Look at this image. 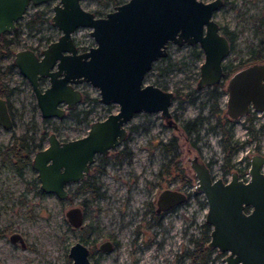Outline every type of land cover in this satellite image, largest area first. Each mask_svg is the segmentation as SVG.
I'll return each mask as SVG.
<instances>
[{"label": "rangeland", "instance_id": "rangeland-1", "mask_svg": "<svg viewBox=\"0 0 264 264\" xmlns=\"http://www.w3.org/2000/svg\"><path fill=\"white\" fill-rule=\"evenodd\" d=\"M53 1L30 5L18 20L16 32L4 33L10 43L9 51L4 49L0 53L1 71L12 61L16 50L26 46L43 48L58 36L60 30L51 24ZM80 1L85 9L101 15L114 6L105 0ZM43 9L45 18L41 22L34 23L31 29L24 25L34 11ZM213 17L236 33L232 49L225 57L226 64L233 63L236 56H246L250 49H258V44L263 43L264 47V0H225ZM73 34L81 47L93 42L87 26L78 27ZM195 49L198 46L169 43L168 56L154 60L143 79L173 91L170 110L179 123L178 132L165 125L158 111L134 113L126 123L131 162L108 164L97 177V195L94 197L89 195L90 191L73 192L72 183L68 185L67 197L61 199L53 192L41 189L37 172L29 162L19 172L11 162H3L0 156V264H71L68 248L82 239L85 226L91 228L84 242L91 249L90 259L94 264L190 262L187 252L194 247L193 240L201 237L207 203L203 193L194 189L196 179L188 172L187 159L196 152L203 158H212L215 160L214 172L219 175L218 165L224 157L220 135L210 129L219 117L213 111L215 101L208 97L205 87L196 88L199 65L203 60L202 54L195 56ZM3 82L15 89L10 97L13 125L10 128L0 125V152L6 144L14 143L16 136L23 134L42 146L47 145L50 131L60 139L81 136L92 120L102 119L118 109L116 103L100 102L96 87L81 82L77 85L82 91L79 103L62 117L43 118L33 90L18 69L13 68L11 75L0 77V84ZM194 96L196 98L192 99ZM224 99L225 94H222L216 102L221 115H224ZM199 115L205 119L198 129L186 133L182 125ZM236 121L233 138L240 146L232 154V161L241 166L240 172L244 173L248 172L251 154L264 152V130L257 129L264 121V114L252 122L256 129L253 132L245 119ZM170 139L176 149L167 152L163 143L168 144ZM30 154L32 157V152ZM172 154H179L183 159L186 202L170 211L157 225L149 214L150 200L157 196L163 185L174 186L178 181L176 171L172 169L176 159L172 164L168 159ZM73 205L83 206L84 219L80 227L73 226L65 215ZM11 231L22 233L25 247L9 241ZM109 238L116 242L113 249L100 250L97 245ZM223 256L224 253L216 249L205 264H222Z\"/></svg>", "mask_w": 264, "mask_h": 264}, {"label": "water", "instance_id": "water-1", "mask_svg": "<svg viewBox=\"0 0 264 264\" xmlns=\"http://www.w3.org/2000/svg\"><path fill=\"white\" fill-rule=\"evenodd\" d=\"M45 1L0 0V34L14 29L30 4ZM221 4L222 0H126L104 15H95L80 0H56L51 24L58 27L60 35L44 45L39 57L29 47L16 50L13 57L31 83L41 116L62 117L66 109L79 103L82 91L76 85L80 82L96 87L99 101L116 103L118 109L92 120L81 137L62 140L55 132L48 133L47 145L34 151L31 162L43 191L67 197V184L83 178L93 155L106 153L124 140L125 124L135 112L159 111L167 125L178 128L170 112L172 90L144 82L145 73L154 60L167 55L169 42L198 43L204 61L196 86L217 83L223 73L221 61L230 51L228 39L212 17ZM86 26L95 45L77 51L73 32ZM42 77L48 78L44 88L39 86ZM263 77L264 62H255L229 78L225 112L230 117L245 114L250 102L256 110L264 111ZM0 124L12 126L1 97ZM187 161L196 179L195 189L207 203L204 220L210 229L206 246L224 253L222 264H264V155L251 156L248 178L233 170L227 181L213 177L203 158L192 155ZM186 196L184 191L165 188L159 191L156 203L170 207ZM65 215L73 226L84 219L77 205L69 207ZM9 240L26 245L18 231H13ZM99 247L111 250V241L104 240ZM68 250L71 264H94L82 241L76 240Z\"/></svg>", "mask_w": 264, "mask_h": 264}, {"label": "flooded vegetation", "instance_id": "flooded-vegetation-1", "mask_svg": "<svg viewBox=\"0 0 264 264\" xmlns=\"http://www.w3.org/2000/svg\"><path fill=\"white\" fill-rule=\"evenodd\" d=\"M47 1H49V0H47ZM126 1V0H125ZM224 1L225 0H222V4L220 5V7H222V5H223V3H224ZM46 2V1H45ZM120 2H123V1H120ZM119 2V3H120ZM56 3V0H54L53 1V4H52V8H53V5ZM30 5H32V4H30ZM29 5V6H30ZM33 5H35V4H33ZM28 6V7H29ZM27 7V8H28ZM219 7V8H220ZM26 8V9H27ZM218 8V9H219ZM217 10V9H216ZM215 10V11H216ZM26 11V10H25ZM24 11V12H25ZM95 13V12H94ZM215 13V12H214ZM213 13V14H214ZM23 15V14H22ZM95 15H101V14H96L95 13ZM104 15V14H103ZM52 16V15H51ZM212 17H213V15H212ZM21 19V18H20ZM19 20V19H18ZM18 20L17 21H15V28L14 29H12V30H17L16 28L18 27V25H17V22H18ZM217 21V20H216ZM218 22V21H217ZM218 31L220 32V33H222L224 36H225V38H227L228 39V41H229V48H230V50L232 49V45H233V42L236 40V33L234 32V31H232V30H229L227 27H224V26H222V25H220L219 24V22H218ZM77 29V28H76ZM76 31V30H75ZM74 31V32H75ZM5 32H3V33H1V34H4ZM60 33V32H59ZM58 33V36L60 35ZM0 34V35H1ZM57 36V37H58ZM56 37V38H57ZM55 40V39H54ZM51 41H53V40H51ZM73 41H74V44L76 45V47H77V51H84V50H87L90 46H92V45H95L94 44V42H92V43H90V44H88L86 47H81L76 41H75V37H74V34H73ZM50 42V41H49ZM48 43V42H47ZM46 43V44H47ZM169 43H171V42H169ZM168 43V44H169ZM45 44V45H46ZM184 44H188V43H184ZM183 44V45H184ZM188 45H191V46H193V47H195V45L196 46H198V49H195V52H194V54H195V56L196 55H198V54H202V60L204 59V50H202L201 49V47L199 46V44L198 43H195V44H188ZM26 47H29V48H31L33 51H35L36 52V54H37V56L39 57L40 56V50L42 49V48H38V46H26ZM168 47V46H167ZM258 49H250L249 50V53L246 55V56H242V55H239V56H236V60L233 62V63H228V64H226L225 63V57L228 55H226L225 57H223V60L221 61V66H222V70H223V73H222V75L219 77V79H218V82L217 83H214V84H208V85H204V86H202V87H205V89H206V92L208 93V97H210V98H212V99H214V101H215V106L213 107V111L215 112V114H217L219 117H218V119L215 121V123H213V124H211V126H210V129H213V130H215V132L217 131L218 133H219V135H220V139H219V142H220V146H222V141H223V139L226 137L225 136V133L227 132V133H229L230 135H232V137H231V139H232V143H231V145L232 144H237L238 146H240V143H239V141L238 140H236L235 138H233L234 137V134H233V130H234V123L235 122H237L236 120H238V119H241V118H243V119H245L246 120V122L248 123V128L253 132V131H256V129L254 128V124L252 123L253 121H255V119H257V118H259V116L260 115H262V114H264V111L262 112V111H260V110H256L254 107H252L251 106V102L248 104V109H247V111H246V113L245 114H242L241 116H239V117H230L226 112H225V110H226V99H227V96H228V92H227V90H226V87H227V84H228V80H229V78L232 76V75H234L235 73H238L240 70H242L243 68H245V67H247V66H249L251 63H255V62H259V63H261V62H264V47H263V43L260 45V44H258ZM44 48V47H43ZM23 49V48H22ZM2 50H4V49H1V51ZM5 50H8L9 51V49H5ZM1 51H0V53H1ZM230 52V51H229ZM228 52V53H229ZM15 53V52H14ZM14 53H13V55H12V61L10 62V63H8L7 65H5L4 67H3V70L1 71L0 70V77H1V79H2V77L4 76V75H6V74H8V75H11V73H12V70H13V68H16V69H18L17 68V66H16V64L14 63ZM168 54V53H167ZM167 56V55H166ZM164 57V56H163ZM163 57H161V58H163ZM204 61V60H203ZM202 61V62H203ZM201 62V63H202ZM200 63V64H201ZM153 66V65H152ZM200 66V65H199ZM18 72H19V74L23 77V78H25L27 81H28V83H29V85H30V87H31V89H32V86H31V83H30V81H29V79H27L25 76H23L21 73H20V71H19V69H18ZM199 74H200V71H199ZM250 76H252V75H250ZM199 77V76H198ZM253 77V76H252ZM263 79H264V77H263ZM47 82H48V78L46 77H42L40 80H39V86L41 87V88H44L45 86H46V84H47ZM81 83V82H80ZM155 84V83H154ZM157 85H159V84H157ZM197 85V84H196ZM160 87H162L163 89H165L163 86H161V85H159ZM76 87H77V85H76ZM202 87H197L196 86V88H202ZM77 88H79V87H77ZM14 89H15V86L14 87H10L9 85H7V83H5V82H3V84L1 83L0 84V97L1 98H3L4 100H5V102H6V106H7V111L9 112V115H10V118H11V123L13 122V112H12V109H13V105H12V101H10V97H11V95L13 94V92H14ZM33 92H34V90H33ZM173 92V91H172ZM224 95L225 94V107H224V109H223V113H224V115H221L220 114V111L221 110H219V108H218V103H216V102H218V99H219V97H221V95ZM34 96H35V94H34ZM194 98H196V96H194V97H192V99H194ZM173 100V99H172ZM37 103V102H36ZM61 106H63V107H65V104L63 103ZM74 107V106H73ZM72 107V108H73ZM69 109H71V108H69ZM69 109H66V111L67 110H69ZM142 112H144V111H142ZM145 112H148V111H145ZM159 112V111H158ZM170 112H171V110H170ZM110 113V112H109ZM136 113V112H135ZM160 113V112H159ZM65 115V114H64ZM63 115V116H64ZM107 115V114H106ZM105 115V116H106ZM161 116V115H160ZM171 116H172V118L176 121V123H177V125H178V128L176 129V128H174L173 126H170L171 128H173L174 130H176L177 132H178V130L180 129V126H179V123H178V121L175 119V117L172 115V112H171ZM162 117V116H161ZM103 118V117H102ZM163 118V117H162ZM196 118H198L197 119V127H199V125L201 124V122H202V120L201 119H205V117L204 116H201V115H199L198 117H196ZM195 119V118H194ZM163 120H164V118H163ZM200 120V121H199ZM189 122H190V120H188ZM91 123V122H90ZM89 123V124H90ZM164 123H165V120H164ZM186 123H188V122H186ZM185 123V124H186ZM184 124V125H185ZM263 124H264V121H263V123H261L259 126H258V130H264V129H262V126H263ZM1 125V124H0ZM12 125H13V123H12ZM165 125H167L166 123H165ZM2 126V125H1ZM89 126V125H88ZM167 126H169V125H167ZM183 126V125H182ZM3 127V126H2ZM4 128V127H3ZM125 128H127V124H125ZM88 129V128H87ZM183 130H184V126H183ZM185 131V130H184ZM194 131H196V130H194ZM194 131H191V132H194ZM87 132V131H86ZM86 132L84 133V134H86ZM84 134H82V135H84ZM25 135V134H24ZM24 135H21V136H16V141L14 142V143H10V144H6V145H12V144H14L15 145V148L16 149H18V151H19V154L21 155V156H17L15 159H13L12 160V166H14V168L15 169H20V171H21V169L24 167V166H26V164L29 162L30 163V165H31V162H32V157H33V153H34V151H36V150H38V148H42V147H44V146H42L41 145V143H38V144H36V143H33L32 141H30V140H28L26 137L27 136H24ZM81 135V136H82ZM81 136H77V137H81ZM127 136H128V128H127V132H126V134H125V136H124V140L123 141H121L120 143H118V144H116L115 146H114V148H108L107 149V152L106 153H100V152H96L94 155H93V160H92V163L89 165V168H88V171L87 172H85V174H84V176H83V178H81V179H79V180H77V181H72V182H70V183H68L67 184V195H68V193L70 192L69 190H68V185L69 184H72V183H74V189H73V192H83V191H90V193H89V195L91 196V197H94L95 195H97L96 194V189H97V186H96V181H97V177H98V175L100 174V172H104V170L106 169V166L108 165V164H110V163H116V164H125V162H131L130 160H131V154H132V150L130 149V147H129V145H128V142H127ZM77 137H75V138H77ZM71 139V138H70ZM70 139H62V140H70ZM171 140V141H170ZM169 140V142H168V144H164L163 143V149L164 150H166L167 152L170 150V151H172V150H174V149H176V144L173 142V139H170ZM6 147V146H5ZM173 147V148H172ZM222 149H223V152H224V157H223V160H222V162L218 165V167H219V171H220V174L218 175V174H215V172H214V167H213V165H214V163H215V160L214 159H206V158H203L202 156H199V154L196 152V153H193V155H197L198 157H201V158H203L204 159V161H205V164L207 165V167L210 169V174L213 176V177H216V176H220L221 178H223L224 180H228V179H230L229 177H230V173L233 171V170H235V171H237V173H238V176L239 177H241V176H243L244 175V173H241L240 171H241V166H238V164H236V162H234V161H232V154L235 152H232V154H231V157H229V160L227 161L226 160V157H225V154H226V152L224 151V147L222 146ZM4 150H5V148H4ZM32 152V157H31V153ZM173 153V152H172ZM255 153H260V154H262V155H264V152L263 151H257V152H255ZM254 154V153H253ZM253 154H251V156L253 155ZM29 155V159H28V161L26 160V156H28ZM1 156V159H3V156L2 155H0ZM251 156H250V159H251ZM176 160H175V159ZM169 161L171 162V164L174 162L173 160H175V162H174V164H173V166H172V169H175V171H176V180H178L177 181V183L173 186L172 184H169V186L167 185V186H164L163 185V187L162 188H160L159 189V191H161L162 189H165V188H171V189H175V190H177V191H184L185 192V190H184V185H185V182H186V180H185V170L183 169V159L182 158H180L179 157V154H172L171 156H169ZM250 159H249V163H250ZM163 166H165V164L163 165ZM223 166H227V167H229V169L228 170H225V169H223ZM33 167V166H32ZM188 169V168H187ZM262 170H264V167L262 168ZM188 172L190 173V174H192V170H189L188 169ZM193 175V174H192ZM87 185H90L91 186V188H87L86 186ZM196 185V184H195ZM195 185H194V189H195ZM196 190V189H195ZM159 191H158V194H157V196L155 197V198H152L151 200H150V205H149V214H151L150 216H151V220H152V222L153 223H155V224H157V225H160L161 224V222H162V220L166 217V215L167 214H169V212L170 211H172V210H175L176 209V207H178V206H181V204H183V203H185L186 201V199H184V200H182L180 203H177V204H174V205H170V207H162V206H160V205H158V203H156V200H157V197H158V195H159ZM72 192V193H73ZM77 206H80V205H77ZM80 208H81V210H82V214H83V216H84V210H83V206H80ZM82 225V223L79 225V226H75V227H80ZM83 230H85L84 231V234H83V236H82V239L80 240V241H82L85 245H87L88 246V244L87 243H85L84 241H86V239H87V237H88V235L90 234V232H91V228L89 227V226H85V227H83ZM13 231H11L10 232V234L12 233ZM20 233V232H19ZM10 234H9V236H10ZM21 235H22V233H20ZM23 236V235H22ZM8 239H9V237H8ZM109 240L111 241V244H112V249H113V247H114V245L116 244V242L115 241H113L111 238H109ZM9 241H11V240H9ZM25 241V240H24ZM104 241V240H103ZM13 242V241H12ZM102 242V241H101ZM100 242V243H101ZM13 243H19V245H20V247L22 246L21 244H20V242L19 241H17V242H13ZM99 243V244H100ZM99 244L97 245V247L100 249V250H102V251H106V250H103V249H101L100 247H99ZM26 246V245H25ZM23 247V246H22ZM88 248H89V246H88ZM90 249V248H89ZM190 251V250H189ZM188 251V252H189ZM90 252H91V249H90ZM90 252H89V258H90ZM188 252H187V255H188ZM189 256V255H188Z\"/></svg>", "mask_w": 264, "mask_h": 264}, {"label": "trees", "instance_id": "trees-1", "mask_svg": "<svg viewBox=\"0 0 264 264\" xmlns=\"http://www.w3.org/2000/svg\"><path fill=\"white\" fill-rule=\"evenodd\" d=\"M107 2H110L113 5H116L120 1L119 0H105V3H107ZM44 13H45L44 9L34 11L32 13V16L24 22V25H26V27L31 29L33 27L34 23H36V22L39 23L45 18ZM13 31H15V30H13ZM9 43H10V38L5 37L4 34H1L0 35V51H1V49H8ZM167 56H164V57H167ZM197 119L198 118L190 120V122L188 121V123L183 125L186 133L198 129V127L196 125ZM262 129H264V124L262 126ZM225 136L226 137L222 141V146L224 147V151L226 152L225 157H226V160L228 161L229 157H231L232 152H234L237 149L238 145L237 144L231 145L232 135H230L229 133L226 132ZM0 154L3 156V162H7V161L12 162V160L15 159L17 156H21L19 154L18 149L15 148L14 144L6 145L5 150L0 152ZM8 154H10L11 156ZM25 158L28 161L29 155L26 156ZM223 169L228 170L229 167L223 166ZM16 170L20 172L19 168ZM86 187L91 188L90 185H87ZM201 228H202L201 229V237L195 238L193 240L194 247L188 252V255L190 258V262L188 264H205L207 262V260L210 258L211 253L216 250V249H213V248L206 246V241L208 240V237H209L210 225L207 222H204L203 225L201 226Z\"/></svg>", "mask_w": 264, "mask_h": 264}, {"label": "built area", "instance_id": "built-area-1", "mask_svg": "<svg viewBox=\"0 0 264 264\" xmlns=\"http://www.w3.org/2000/svg\"><path fill=\"white\" fill-rule=\"evenodd\" d=\"M247 176H248V172H245L242 177L246 179V178H248Z\"/></svg>", "mask_w": 264, "mask_h": 264}]
</instances>
